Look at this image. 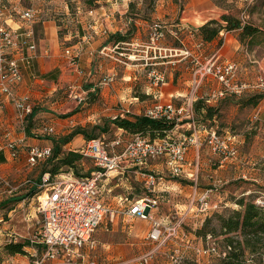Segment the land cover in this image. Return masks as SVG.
<instances>
[{
	"label": "rangeland",
	"instance_id": "374dc122",
	"mask_svg": "<svg viewBox=\"0 0 264 264\" xmlns=\"http://www.w3.org/2000/svg\"><path fill=\"white\" fill-rule=\"evenodd\" d=\"M90 0H0V10L5 8L13 9H27L32 7L35 9L38 17L32 22V25L38 21L39 17L54 16L53 18L57 21V27L59 35L61 37L62 49L66 54V49L70 48L71 52L75 50L73 44L79 40L78 36L74 38L65 39L70 33L76 32L77 24H84L89 27V24H94L92 19H86V11L94 9L98 11L105 10L108 13H112L116 21L112 23H119L120 16L131 18L132 25L127 23L125 33L129 31L133 32V27H136L134 19L142 21L145 18L150 17L151 23L160 22L167 27L165 29V35L160 41L154 44V48L147 47L144 35L131 33L130 39L127 42L120 44V49L127 53L136 52L139 57L140 55H146L148 61L151 60L149 57L153 53L155 55L154 60H162L158 54L156 47L164 45H173L175 37L166 33L168 26L178 22L182 16L185 20L192 19L194 17L202 19L207 17L220 18L222 13L231 12L236 17L238 16L243 22L253 21L264 30V11L256 9L249 14L251 2L253 0H91L93 5H90ZM220 2V4H217ZM102 8V9H101ZM93 10V11H94ZM91 13V12H90ZM8 15V14H7ZM5 16V15H4ZM13 16L19 17V14L14 13ZM112 17V16H111ZM1 19V18H0ZM20 19V17H19ZM210 19V18H209ZM82 20V21H81ZM116 27V26H114ZM93 28L89 27L86 30L88 33H93ZM240 41L236 31H230ZM89 36V35H88ZM182 37V36H181ZM98 40L99 37H94ZM133 40L138 41V44L131 45L128 42ZM241 42V41H240ZM103 40H99L100 49L102 48ZM241 44L247 48V46L241 42ZM155 51L157 54H155ZM256 59L262 62L263 68L260 72L254 75H239L238 81L241 83H248L251 85L247 89V92L236 95L228 91L219 102V106L222 111V115L218 118L210 120L208 126H216L218 131L225 136L227 132L230 135H235L236 142L238 145V153L236 157L230 156L227 158L225 167L222 170H218L217 177L213 173V179H215V186L210 185V180H204L202 186H212L213 193L211 194V201L219 202L220 207L217 210L209 211L207 215L202 213H196L192 211L185 222L186 231L191 232L196 238H192L193 245H200V237L196 233V230L205 222L207 218L214 216L216 212L226 213L228 210L239 208L240 206L236 203V199L246 195L262 196L264 199V98L259 101V104L255 107L252 105L239 104L240 97H253L254 94H264V42L253 46L252 50H248ZM75 54V52H74ZM198 56V55H197ZM254 58V59H255ZM133 58H127L131 60ZM201 63L202 57L198 56ZM134 61V60H131ZM136 63H141L142 60H136ZM189 67H193L194 70L197 64L190 58L187 63ZM258 65V63H256ZM145 66H139L138 64L132 68V71L138 73V78L129 81L127 97L131 95L135 96L137 92L145 94L144 98L148 104L153 103L154 97L148 96L144 89L150 82H143V74L141 71L147 70ZM156 67V66H155ZM135 69V70H134ZM138 70V71H137ZM141 70V71H140ZM158 70V69H157ZM259 70V68H257ZM194 72V71H193ZM179 75V73H178ZM105 78H102L104 82ZM202 88L203 94H210L212 89L222 88V84L218 82L216 78L209 75L206 80L203 81ZM91 86H82L87 89V94L83 103H78L70 96L71 88L69 86L57 88L51 97L45 101L38 103L36 111H49L53 112L60 123L56 124L58 133L54 136H48L50 138L58 139L65 136L71 135V133L77 129L86 130L88 133L94 136L102 134L99 128L105 129L106 142L114 138L116 133L119 131L117 125L113 123V118L108 115L109 103L106 100L105 94L103 93L104 86L97 85V89L89 90ZM77 90H81L78 86ZM197 91V93H198ZM139 99H142L139 97ZM220 100V99H219ZM58 102L55 105L52 104ZM92 107H97V116L88 119V112ZM122 105H119L121 109ZM258 112V118L255 117V113ZM72 114H75L72 116ZM99 128H95V127ZM189 128L181 126L179 133L189 134ZM178 133V134H179ZM172 135L173 138H178L179 135ZM38 138H48L42 135L36 136ZM125 135H129L125 133ZM77 137V138H76ZM72 143L75 149L82 148L84 139H86L83 133L77 134ZM174 140V139H173ZM78 149V150H79ZM213 166H217V159ZM27 163V162H26ZM45 163H39L34 166L25 165L24 173L16 176L12 174H6L13 179L15 185L21 182L25 183L21 185L13 193L1 192L0 191V203L5 204L0 207V264H30L34 258L29 253L30 247L25 246L27 251L26 254H12L6 250L7 243L15 242H27L30 237L36 232L40 221V214L37 211V195L41 192L38 189L36 182L40 180L41 170ZM239 166V167H237ZM95 167L94 160L90 157H83L82 162L77 164L78 174H89ZM67 166H64L58 174H64L68 172ZM216 173V172H215ZM4 175V174H3ZM53 177V176H52ZM56 177V176H55ZM61 178V177H59ZM222 178L223 180H221ZM201 181V180H200ZM227 181L226 183H224ZM213 182V181H212ZM105 183V181H102ZM105 187L111 184V181L107 182ZM210 183V184H209ZM143 181H132L131 188L124 187H113L112 190L107 188L105 191V200L107 202H115V196L119 194L131 193V197H137L143 193L144 185ZM217 187V189H216ZM109 190V191H108ZM252 190L251 192H248ZM4 191V190H3ZM4 201V202H3ZM124 205V203H123ZM117 221L106 226L105 224L100 225L94 232V238L97 239V258L99 261L107 264H175L172 261V256L175 255L176 248L180 247L183 252L182 264H213L218 261V257L215 256H203L198 255L194 249L186 248V244L176 243L174 239L167 241L166 245L160 246L156 249V244H152L146 239L148 230L150 227L149 221L144 219H130L120 213L116 216ZM212 225L218 226L217 218H214ZM136 226V227H135ZM216 244L220 248H223L226 243L222 234L216 235ZM235 240L243 239L239 236H234ZM33 252V251H31ZM152 252V253H151ZM151 253V258L148 261H144V258L148 257ZM246 259L249 264H264V257L262 256L261 249L257 252H246Z\"/></svg>",
	"mask_w": 264,
	"mask_h": 264
},
{
	"label": "built area",
	"instance_id": "2783aa9c",
	"mask_svg": "<svg viewBox=\"0 0 264 264\" xmlns=\"http://www.w3.org/2000/svg\"><path fill=\"white\" fill-rule=\"evenodd\" d=\"M94 9H89L93 13ZM19 14L20 20L28 24L29 29L21 31L20 27H13L8 24L7 19L13 18V14ZM8 18H4L6 15ZM5 15V16H4ZM38 17L35 9L3 8L0 10V94H5L13 103L15 118L22 130H25L29 116L35 109V102L27 93H19L16 88L23 79V70L31 66L33 62L32 53L37 50V44L33 39L32 22ZM165 25L160 22L153 23L151 39L154 44L160 41L165 35ZM124 43V42H123ZM120 44L106 45L100 50V54L110 56L126 55L120 49ZM176 54L190 56L197 64L194 70V89L190 97L177 105L173 100L161 101L160 99L151 104L144 115L149 118H167L173 122V127L164 137L150 138L140 132L131 133L123 127L114 138L106 142L105 133L87 140L80 151L84 157L94 160L95 167L89 174L75 175L73 170L64 174L50 176L45 172L41 181L35 184L41 192L37 195V211L40 214V224L36 232L30 237L29 247L35 251L34 258L30 264H104L91 259L90 252L95 250L96 240L94 232L96 228L107 219L116 220L118 214L127 218H142L150 222V230L147 239L156 244V249L166 245L167 241L174 239L176 243L186 244V248H192L198 255L227 256L232 245H225L220 248L216 244V238L212 234L200 237V245L192 244L193 234L186 231L184 225L189 213L195 211L207 215L209 211L217 210L220 205L217 201H211L213 187L199 189L194 184V192L189 198L187 208L180 212L170 214L165 218L157 217L155 212L160 209L161 195L156 185L162 179L157 173L142 171L145 175L143 193L137 197H131V193L124 194L121 199L127 204L123 209L117 208L105 200L104 183L112 177H117L126 166L145 164L152 159L164 156L166 164L170 166L171 172L176 176L183 175L184 165H190L187 152L191 145L202 147L209 146L215 153L227 159L230 156L236 157L238 145L235 135H222L216 126H208L196 120L194 112L195 95L203 83L202 81L212 75L222 85L210 95V98L218 99L224 97L230 91L236 95L247 92L251 87L248 83L238 81L239 66L236 62L226 60L219 61L210 57L201 63L198 56L188 48H170ZM66 54L72 55L70 49ZM128 57L131 58L130 55ZM110 77L105 78V81ZM162 75L156 73V83H163ZM70 96L83 103L87 90H77V87H70ZM206 102H209L206 100ZM118 118V116L113 119ZM186 122L191 128V133L183 134L179 138H173L170 131L179 123ZM37 134L53 135L56 129L53 124L47 123L40 127ZM128 133L129 135H125ZM174 139V140H173ZM12 149V156L19 155L18 147L14 142L9 144ZM54 146L51 144L30 146L27 161L31 166L44 163L53 154ZM56 176V177H55ZM61 177V178H59ZM15 185L13 179L7 175L0 174V191L13 193L21 185ZM4 190V191H3ZM249 190L248 192H251ZM257 204L264 205L262 196H257ZM178 247L172 261L175 264H182L183 252ZM152 253V252H151ZM151 253L144 261L151 258Z\"/></svg>",
	"mask_w": 264,
	"mask_h": 264
},
{
	"label": "crops",
	"instance_id": "0c3cea01",
	"mask_svg": "<svg viewBox=\"0 0 264 264\" xmlns=\"http://www.w3.org/2000/svg\"><path fill=\"white\" fill-rule=\"evenodd\" d=\"M8 17L9 15H6L4 18ZM53 17L48 16L44 18L41 16L34 25L30 26L33 28V39L37 44V50L32 53L33 62L31 66H27L23 70V81L16 87L19 93L29 94L36 106L38 103L47 100L49 96L51 97L57 88L65 86H80L81 90H83L85 88H82V86H91L89 88V90H91L97 89V85H101L104 86L103 93L109 103L108 108L110 112H108V115H110L111 118L116 116L133 117L136 114H143L152 103L148 104L147 100L139 99L137 95L133 96L129 94L130 96L127 97V90L131 87L128 85L129 81L135 80L139 77L135 69V72L132 71V68L135 67L136 64L139 66H145L144 68L147 69L145 71L140 70L142 72L140 74H143V82L152 81L149 85H146V89H144V91L148 96L151 95L154 99H156L153 103L160 99L163 102L173 100L177 105H180V103L185 101L187 97L191 96L194 89V68L189 67V65L186 64L187 61L190 60V56H185L181 53L176 54L170 49L178 47H174L173 45H162L160 47H156V49L159 50L158 54L162 59L156 61L154 60L155 55L153 53H150V61H148V57H146V55L139 54L138 57L136 52L132 54L127 53L131 56V58H133L131 60L134 61L127 60V58L130 59L128 55L116 56L115 54H112L110 56H103L100 54V50L104 46L114 44L113 42L107 43L106 40L109 38V35L119 31L125 33L127 30L125 28V26H127L126 24L129 23L132 25L131 18L125 16V21H122L123 16H120L119 21L122 26H120L119 23L112 25V23L116 21V18L113 17L112 13H108L105 10L100 12L98 9L94 10L93 13H90L89 10L86 11L84 18L88 20L92 19L94 22V24H89V27L93 28V33L86 32L89 27H86V25L81 23L77 24L78 29L74 32V34L70 33L68 36L64 37L65 39L74 38L75 36L79 37V40L72 46L73 48L76 47L75 50L72 51V56L65 54L62 49V42L57 27V21ZM209 18L213 17L202 19L194 17L192 19L185 20V18L181 16L177 23L168 26L166 33H170V35L175 38L182 36L181 40L183 46H181V48H188L191 53L201 56L202 61L204 62L210 57H215L221 62L226 60L234 61L239 66V75H245L246 77L260 72L263 68V61L256 59L254 55H252L233 34L229 32L221 33L220 40L222 39V42H220L219 39L206 42L200 37L197 29ZM134 21L136 22V27H133L134 29L132 33H135V35L137 33L144 35L147 39V47L149 48L150 46L151 48H154V42L153 39H151L153 33L152 25H150L151 18L148 17V19H144L142 21L134 19ZM7 22L14 28L20 27L21 31L29 29L28 24L23 23L19 17L16 16L8 18ZM165 27H167V25ZM94 37H96V39L99 37V39L95 40ZM99 40L104 41L101 49ZM128 43L134 45L138 44V41H135L132 38V41ZM155 54H157L156 51ZM136 60H142V62L136 63ZM256 63H258V65ZM257 68H259V70H257ZM156 73L161 74L164 81L159 85L156 83ZM46 74H48V76L44 77L43 75ZM108 77H110V80L102 82V78ZM207 78L208 77L204 80ZM216 90L218 89H212L210 94H203L202 88H200L198 93H196L195 98L205 99L209 101L207 102L208 104L218 106L223 97L218 99L210 98V95ZM239 97L241 98V96ZM56 103L58 102L52 103L55 105L54 107L58 105ZM119 105H122L121 109L118 108ZM97 112L98 108L92 107L88 112V119H92V117L95 118V116H97ZM73 115L75 114H72V116ZM257 115L258 112L255 113L254 118H258ZM59 120L60 119H58L53 112L36 111L31 119V132L33 136L28 135V133L25 130H22L17 123L13 103H11L5 94H0V174L3 175L6 173L16 176L23 174L25 165L27 163L29 164L27 158L30 146H45L48 144L53 146L54 143V138L52 139L48 136H54L55 134L45 135L39 133L36 136L42 135L43 137L48 138L37 139L35 137V132L47 123L53 124L57 131L56 124L60 123ZM181 126L188 127V124L186 122L179 123L176 127H174V129H172V131H170V134L177 135ZM188 128L190 130L189 133H191V128ZM56 133H58V131ZM183 134L184 133L181 132L178 135L181 137ZM74 140L75 139H72L64 144L63 148L78 150L79 148L75 149L76 147L72 145ZM86 141L87 140L84 139V144ZM11 142H14L18 147L19 155L17 157L12 156V149L9 147ZM187 157L190 161V165L187 163L184 165V173L182 176H176L173 172H171L170 166L166 164L167 158L161 156L156 159H152L145 164H128L123 170V173L105 181L104 189L107 188L112 190L113 187L119 186H125V188L130 189L132 181L139 180L143 181L145 184L146 179L142 171L157 173L162 176V179L155 187L161 195L162 203L160 209L156 210L155 214L157 217L165 218L172 213L180 212L187 208L189 198L194 192V184L199 186V189L205 188V186H202V183L204 180L209 179L211 183L209 184L215 186V179L211 180L213 178V173L217 177L218 170H222L227 162V159H224L222 156L215 153L207 145L202 147L194 144L191 145L187 152ZM214 159H217L218 161L217 166H213L216 163ZM220 179L223 180L222 178ZM109 181H111V184L108 187H105ZM226 182L227 181L224 183ZM212 186L207 187L212 188ZM124 194L114 195L116 199L115 202H106L117 208L123 209L127 204L121 199ZM130 219L139 218L133 217ZM116 221L117 219L112 221L106 218V220L100 225L105 224L106 226H110ZM192 237L196 238L195 235ZM95 240L96 247L95 250L90 252L91 259L97 261L98 263H104L99 261L97 258V239ZM148 241L151 242L150 240ZM151 243L154 244L153 242ZM30 250L33 251L31 248ZM31 251H29V253H31V256L33 257L35 251Z\"/></svg>",
	"mask_w": 264,
	"mask_h": 264
},
{
	"label": "trees",
	"instance_id": "16d2710c",
	"mask_svg": "<svg viewBox=\"0 0 264 264\" xmlns=\"http://www.w3.org/2000/svg\"><path fill=\"white\" fill-rule=\"evenodd\" d=\"M178 2L179 0H175ZM90 5H93V1H88ZM217 4H220L218 2ZM249 14L259 9L264 11V0H253L249 6ZM148 19V18H145ZM200 37L208 42L216 39L220 40V35L223 32L236 31L238 37L242 43L247 46L248 50H252L253 46L259 45L264 42V30L253 21L243 22L238 16L231 12H224L220 18H210L203 25L198 27ZM128 33L115 32L109 35L106 40L113 42L114 44L129 41L130 34ZM173 44L174 47L183 46L182 38L178 36ZM222 42V39L220 40ZM44 77L48 74L43 75ZM177 76V75H176ZM144 98L145 94L137 92L135 96ZM264 98V94H254L253 97H241L239 104L256 106L259 101ZM36 109L29 116L28 124L25 131L28 135L33 136L31 132V119ZM194 112H196V120L202 123H208L214 118H218L222 115L220 106L208 104L205 99L198 98L194 103ZM264 117V114H263ZM118 127L124 128L131 133L140 132L144 135H148L151 139L155 137H164L167 132L173 127V122L167 118H149L144 114H136L133 117H118L113 119ZM99 128L98 125L95 127ZM102 134L105 133V129L99 128ZM83 133L86 140H90L94 136L88 133L86 130L77 129L69 136L63 138L53 139V154L46 162L41 170V177L45 172H50V176L58 174L64 166H67V170H73L75 175L79 176L77 170V164L82 162L84 157L80 150L64 149L63 145L71 141L77 134ZM101 134V135H102ZM100 136V135H99ZM186 182V181H185ZM257 197L243 195L236 199V203L240 206L236 209L228 210L226 213H214L212 217L207 218L202 226L196 230V233L201 236L206 234H212L217 237V234H222L226 245H232L227 256L219 258L217 262L213 264H249L246 259V252H257L261 249L262 256L264 257V205L257 204ZM4 202V201H3ZM2 203V202H1ZM2 207L5 204H1ZM214 218L218 220V226L212 225ZM234 236H239L243 239L235 240ZM30 241L27 242H11L7 243L6 250L12 254H26V245H29Z\"/></svg>",
	"mask_w": 264,
	"mask_h": 264
}]
</instances>
